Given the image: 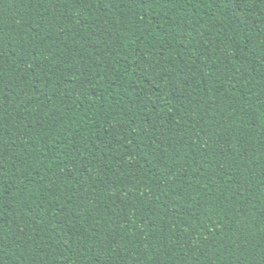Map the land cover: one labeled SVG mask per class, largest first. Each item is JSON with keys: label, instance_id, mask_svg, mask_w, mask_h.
<instances>
[{"label": "trees", "instance_id": "1", "mask_svg": "<svg viewBox=\"0 0 264 264\" xmlns=\"http://www.w3.org/2000/svg\"><path fill=\"white\" fill-rule=\"evenodd\" d=\"M0 264H264V0H0Z\"/></svg>", "mask_w": 264, "mask_h": 264}]
</instances>
